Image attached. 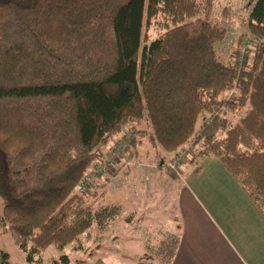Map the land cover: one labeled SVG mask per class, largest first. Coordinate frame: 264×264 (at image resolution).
<instances>
[{
  "label": "trees",
  "instance_id": "1",
  "mask_svg": "<svg viewBox=\"0 0 264 264\" xmlns=\"http://www.w3.org/2000/svg\"><path fill=\"white\" fill-rule=\"evenodd\" d=\"M212 1L0 0V228L28 263L118 214L75 189L111 138L134 154L146 133L124 130L143 119L153 148L188 145L185 165L218 159L264 216V0L241 64L218 57L226 32L207 19ZM152 22L162 33L149 41Z\"/></svg>",
  "mask_w": 264,
  "mask_h": 264
},
{
  "label": "crops",
  "instance_id": "2",
  "mask_svg": "<svg viewBox=\"0 0 264 264\" xmlns=\"http://www.w3.org/2000/svg\"><path fill=\"white\" fill-rule=\"evenodd\" d=\"M132 139L136 153L143 138ZM107 179L117 200L100 206L118 214L103 231L91 227L95 249L81 264H264V216L218 159L183 165L177 173L121 168ZM132 185L142 189L143 202L128 194ZM162 240L171 241L166 262L153 244Z\"/></svg>",
  "mask_w": 264,
  "mask_h": 264
},
{
  "label": "rangeland",
  "instance_id": "3",
  "mask_svg": "<svg viewBox=\"0 0 264 264\" xmlns=\"http://www.w3.org/2000/svg\"><path fill=\"white\" fill-rule=\"evenodd\" d=\"M256 0H213L212 1V8L209 17L207 18L211 24L217 25L220 28L224 29L226 34L224 39L216 45V51L218 54V57L221 61L227 62L229 60H235L238 64L243 63L245 59H243V55L245 51L253 50L256 46L252 44L254 38L249 34L247 29V23H248V15L253 7ZM198 18L203 19L204 13L200 12L197 15ZM156 21L161 22L162 19L156 18ZM144 32L146 33L147 39L149 41H152L156 39L161 33L162 30L159 29L158 24H152L148 27H144ZM246 62L250 64L252 62V55L249 54L246 58ZM238 95L237 90H232L224 95L221 96V98L227 99V100H234ZM245 112V109L237 110L233 113H227L226 118L230 125L236 124L239 119L243 116ZM201 123V121H200ZM131 130L137 131L142 130L146 133V136L141 137L142 142L141 146L138 150H135L136 153H132L129 151H126L127 158L130 159L131 163L126 162L118 159L116 161H113L115 171L121 170V168L126 169H152V170H162L165 172H178L185 163H183V159L186 156L187 149H189V146H185L184 148L179 149L174 154L165 153L159 148H153L149 141H148V135L150 134V130L148 127V123L146 119H143L137 123L131 124L129 127L125 128L124 131ZM123 131V132H124ZM132 137V136H131ZM115 140L110 145H105V151L103 154L100 152L101 147L98 150V153L102 155L101 159L96 162L97 164L106 163L109 158L107 156L115 146H117L119 142V138L113 137L111 138ZM128 149V148H127ZM177 156H180L181 165L176 170H170L167 168V165L174 160ZM124 160V156L121 157ZM111 161V160H110ZM162 163V164H161ZM96 165V164H95ZM93 164L90 167V170L88 171V175H94V167ZM163 165V166H162ZM125 166V167H124ZM168 169V170H167ZM99 176V182L96 183V178L94 175L93 180H91L87 191L84 193L76 192L79 195H82L86 201V203L89 206L97 207L100 206V204L110 201H116L117 197L115 193L107 191L105 183V179H107V172L101 173ZM101 176V177H100ZM111 180V179H109ZM96 183V184H95ZM98 186H101V189L99 191H94L95 188ZM106 189V190H104ZM143 193L142 189L139 188L138 185H132L131 191L128 193L130 196H132V199L135 201H142L143 202V196H141ZM249 198V197H248ZM141 199V200H140ZM162 200V198H161ZM158 201V199L156 200ZM160 201V200H159ZM2 211V204L0 201V215ZM91 229V228H90ZM88 231V230H87ZM85 232L82 234V236H78V238L72 243V245L67 246L64 250L58 251L53 246H49L45 250H42L40 252V255L35 257L33 260L34 262L28 263L26 260V254L21 252L17 245L14 242V239L10 236V234L7 232V229L0 228V264H52L53 262H56L57 264H62L61 257H66L69 261V264H81L79 260L87 261L89 258V255L93 253L94 247V237L96 236L93 233V230H89L90 232ZM103 231V230H100ZM97 239V238H96ZM166 240V239H165ZM90 242V243H89ZM153 243L155 246H158V250H156V253L160 255V258L163 259V261L169 260V255L171 254V241H169V246L167 243ZM102 242H100L101 245ZM151 243V242H150ZM152 244V243H151ZM167 244V245H166ZM159 251V252H158ZM155 252V251H154ZM6 254L7 259L5 261L2 258V255ZM145 262V260H143ZM148 261V260H146ZM138 263V262H137ZM130 264V263H129ZM136 264V262H135Z\"/></svg>",
  "mask_w": 264,
  "mask_h": 264
},
{
  "label": "built area",
  "instance_id": "4",
  "mask_svg": "<svg viewBox=\"0 0 264 264\" xmlns=\"http://www.w3.org/2000/svg\"><path fill=\"white\" fill-rule=\"evenodd\" d=\"M126 151H127V145L125 143H119L117 144V146H115L107 155V157L109 158V160L104 163V165H100V164H97L96 161L94 163L95 167H94V172L96 175L97 173H106L107 170L109 169H114V163H112L113 161H116L118 159L122 160V161H126L127 162L129 161L128 159H125L127 158V155H126ZM124 156V160L121 158ZM111 160V161H110ZM181 158L180 156H177L176 158H174V160H172L168 165H167V168L170 169V170H173V171H176L180 165H181V162H180ZM163 166V165H162ZM94 175H86L85 178L78 184V186L76 187L75 191L76 192H79V193H84L85 191H87L88 189V186L91 182V180H93L94 178Z\"/></svg>",
  "mask_w": 264,
  "mask_h": 264
}]
</instances>
